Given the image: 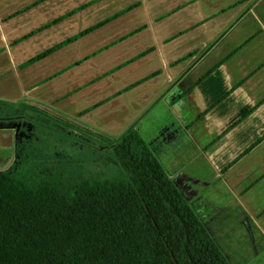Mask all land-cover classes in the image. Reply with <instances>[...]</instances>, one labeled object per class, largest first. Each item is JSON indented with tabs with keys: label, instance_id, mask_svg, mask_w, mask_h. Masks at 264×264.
<instances>
[{
	"label": "crops",
	"instance_id": "obj_1",
	"mask_svg": "<svg viewBox=\"0 0 264 264\" xmlns=\"http://www.w3.org/2000/svg\"><path fill=\"white\" fill-rule=\"evenodd\" d=\"M23 102L138 122L230 264H264V0H0V162Z\"/></svg>",
	"mask_w": 264,
	"mask_h": 264
},
{
	"label": "trees",
	"instance_id": "obj_2",
	"mask_svg": "<svg viewBox=\"0 0 264 264\" xmlns=\"http://www.w3.org/2000/svg\"><path fill=\"white\" fill-rule=\"evenodd\" d=\"M137 123L105 139L112 178L30 169L41 157L23 143L22 164L0 162V264H230Z\"/></svg>",
	"mask_w": 264,
	"mask_h": 264
},
{
	"label": "rangeland",
	"instance_id": "obj_3",
	"mask_svg": "<svg viewBox=\"0 0 264 264\" xmlns=\"http://www.w3.org/2000/svg\"><path fill=\"white\" fill-rule=\"evenodd\" d=\"M19 106L25 110L24 115L28 118L25 120L29 125L28 130L26 129V132L25 129L22 130L28 134L26 146L31 148L36 156L41 157L39 161L30 163V169L48 167L57 174L97 178H112L117 174V168L107 161V157L111 155V148L105 141V139L112 141L114 137L103 135L89 126H84L77 119L40 107L68 125L58 121L46 123L45 120H40L43 116H38L37 112L30 108L33 104L23 102ZM19 164L22 162L17 159L5 160L1 167L11 171Z\"/></svg>",
	"mask_w": 264,
	"mask_h": 264
}]
</instances>
